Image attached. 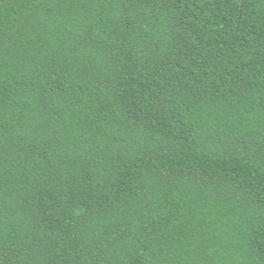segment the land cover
I'll list each match as a JSON object with an SVG mask.
<instances>
[{"label":"trees","instance_id":"trees-1","mask_svg":"<svg viewBox=\"0 0 264 264\" xmlns=\"http://www.w3.org/2000/svg\"><path fill=\"white\" fill-rule=\"evenodd\" d=\"M0 264H264V0H0Z\"/></svg>","mask_w":264,"mask_h":264}]
</instances>
